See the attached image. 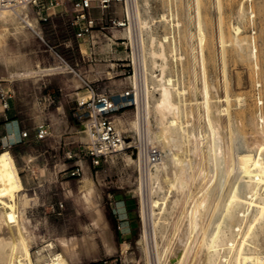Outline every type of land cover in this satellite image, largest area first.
I'll use <instances>...</instances> for the list:
<instances>
[{
	"label": "rangeland",
	"instance_id": "rangeland-1",
	"mask_svg": "<svg viewBox=\"0 0 264 264\" xmlns=\"http://www.w3.org/2000/svg\"><path fill=\"white\" fill-rule=\"evenodd\" d=\"M137 1L138 9H141L142 17L150 21L153 33L160 39L167 32L165 49L170 50L175 46L176 56L182 55L170 57L171 74L186 89L184 96L191 111L190 131L198 133L202 130L208 134L210 130L206 126L203 107L196 103L201 99L200 87L203 83L196 28L197 0ZM240 6H244L242 12L239 11ZM198 7L207 40L202 56L205 80L210 85L212 124L220 133L224 152L231 156L233 153V164H236L233 174L226 181V188L223 184L221 189L224 199L238 176L236 155L245 151L254 154L257 150L256 141L260 138L264 141V0H198ZM113 10L115 15L121 12L118 5ZM162 13L166 14V21H159ZM220 20L225 30L226 27L230 30L231 26H238L237 37L242 40L238 46L235 44L239 42L235 43L232 36L228 37L224 52L218 38ZM28 21L37 27L39 33H35L19 18L0 20V32L6 31L4 27L8 28L5 34H0V85L8 84L9 78L16 80L19 101L15 116L20 121V140L11 146L0 143V151L7 149L10 152L22 185L16 200L34 237L30 241L33 259L39 252L47 254L49 251H61L58 239L64 237L75 240L71 264H145L146 260H150V264H158L155 261L156 252L153 253L156 249L160 253L162 251L161 262L166 264L169 262L168 256L170 253L172 256L176 249L181 228L185 227V209L187 211L189 208L190 201H186L183 196L177 203L171 204L173 190L166 192V184H162L164 189L159 182L161 178L157 180L149 176L148 171L153 172L154 166L148 168L141 159H136L139 149L146 151L150 146L158 147L161 155L164 154L150 140L147 129L143 127L144 120L138 114L147 100L142 79L144 81L147 75L150 82L152 69L149 63L146 70L135 65L139 63L143 67L140 49L136 46L137 51L133 53L130 38L119 27L112 29L113 36L123 37V40L117 41H123L127 49L119 45L115 54L104 53L105 42H101L97 46L99 54L92 56L94 59L90 65L85 64L84 60L79 61L82 75L89 80H96V92L111 96L118 104V109L113 113L114 120L124 136L135 143V147L110 153L95 163L87 154L88 139L83 129L87 104L79 105V97L86 94L89 98V92L76 76L72 79H79L77 85L73 81L74 85L70 86L66 79L68 76L62 77L67 85L61 88L56 83L39 85V78L46 75L66 74L45 70L54 56L49 47L55 44L52 39L40 38V26L34 19L29 18ZM94 31L98 32L97 28ZM144 36L146 40L145 33ZM99 50H102L101 54ZM132 62L135 63V69L130 67ZM24 66L36 72L26 77H9L10 72H17ZM134 75L139 79L136 87L130 81ZM125 90H132L133 94L121 97L120 94ZM226 93L229 96L228 105L224 100ZM150 96L148 99L152 101L153 94ZM122 102L124 106L121 107ZM224 107L227 110H220ZM150 119L153 123L152 117ZM42 123L48 125L49 134L39 138L36 128ZM60 125H70L72 128L71 145L68 143L69 134H59ZM23 130L27 132L24 137L21 136ZM257 134L260 135L256 137ZM229 139H232V143ZM128 155L135 161L131 162ZM90 188L94 189L93 197L101 209L103 224L95 222L93 209L83 201V193ZM22 193L27 196L24 206L20 202ZM164 195H168L164 199L170 204L163 200ZM152 200L157 203L150 204ZM175 226H179L180 230L175 231ZM142 236L144 241L147 240L145 248L139 240L143 239ZM49 243H52V247ZM260 244L264 252V240ZM189 262L190 259L187 264Z\"/></svg>",
	"mask_w": 264,
	"mask_h": 264
},
{
	"label": "bare ground",
	"instance_id": "bare-ground-1",
	"mask_svg": "<svg viewBox=\"0 0 264 264\" xmlns=\"http://www.w3.org/2000/svg\"><path fill=\"white\" fill-rule=\"evenodd\" d=\"M243 7L240 6L239 11L242 12ZM140 10L138 6L129 10L133 16V22L128 28L124 29V34L130 38L133 48L138 46L142 54L141 61L143 67L139 63L135 65L146 70L149 63V67L152 69L150 82H148L147 75L144 76V81L142 79L147 100L146 104L142 105L138 114L144 120L143 127L145 130L147 129L150 140L157 144L164 151V154L154 164V171H148V173L154 179L159 180L161 178L159 182L161 185L163 183L166 184L167 189L162 185L166 192L170 193L173 190V193H171L173 195L171 198L169 197L171 204L177 203L183 196L186 197V201H190L189 208H187V211L185 209V217L183 216L186 218L185 227L181 228V233H179L178 240L176 241L177 244L175 245L176 249L173 250L172 256L170 253L171 259L168 256L169 259L167 258V261L169 260V262L166 264H187L189 259V264H264V252L260 249V241L264 240V141L260 138L257 142L254 138L257 144V146L255 144V149L257 148L255 150L256 153L253 154L250 151H245L236 155V173H238V176L223 199L221 189L223 184L224 187L227 184L226 181L233 174L236 164H233V153L232 157L229 153L224 152L220 133L212 124L210 85L205 80L202 56L207 40L204 37L202 29L198 0L196 5V28L198 52L201 55L200 65L202 67L203 83L200 87L201 99L197 100L196 103L203 107L206 126L210 130L208 134H205L202 130L198 131V133L190 131L191 111L188 110V104L184 96L186 89L171 74L170 57L174 58L176 56V48L174 46L170 50L165 49V42L168 38L167 32H164V35L159 39L153 33L150 21L144 18L145 16L142 17ZM9 18L17 17L9 14L8 11H0V20H8ZM165 19L166 14L162 13L159 21ZM25 20L30 24L28 19ZM4 29L8 31L7 27H4ZM239 29L238 26L233 25L230 30L226 27V31L221 20L219 21L218 38L223 52L225 43L229 40L228 37L230 36H232V40H235H233L235 43L239 42L235 45L241 44L242 40H239L237 37ZM6 31L0 32V34H5ZM144 33L147 37L146 40ZM244 43L242 44L244 45ZM251 54L254 55V53ZM181 56L180 54L179 57ZM45 70L41 69V71ZM34 72L36 71L23 67L17 72H12L11 75L26 77ZM89 77L91 76L89 75ZM78 80L74 78L75 85L79 84ZM138 80L136 75H134L130 81L136 87ZM150 94H153L152 101L148 99L151 97ZM85 95L79 97L80 102L88 98ZM224 100L228 105V93L225 94ZM220 110H227V107ZM150 117H152L153 123ZM135 125H137L136 122ZM151 125H154V127L152 128ZM83 129L87 136L85 125ZM260 134L255 136L258 137ZM231 140L230 143H232ZM141 155L142 151L139 149L137 151L138 158H141ZM127 157L129 160H132L131 162L135 161L132 156L128 155ZM204 164L208 170L204 168ZM217 182L220 184V187H218ZM158 185H155L157 186L156 188H158ZM21 187L22 185L10 152L7 149L1 150L0 264H36L34 262L35 258L33 259L30 251V241L34 237L28 229L26 218L23 211L19 209L17 205L18 201L16 200V196L20 194L19 190ZM93 194L94 189L90 188L83 193L82 198L85 204L93 209L95 222L103 224V215ZM167 197L168 195H164L162 198L166 201L164 198ZM20 202L23 206L27 203V196L24 193L20 197ZM156 203V200H152L150 204L155 205ZM151 210L154 212L153 208ZM141 213L144 218L143 203ZM206 215H208L207 219ZM181 225L183 224L181 223ZM175 227V231L180 230L179 226ZM139 240L145 248L147 240L144 241V237ZM58 243L61 251H49L47 254L37 252L38 255L35 259L38 261L37 264H71L70 259L74 254L75 240L61 237L58 239ZM49 246L52 247V243H49ZM153 253H155L157 258L155 261H158V264H164L161 262L162 251L160 253L156 249ZM144 254L146 257V253ZM149 261L146 260L145 264H150Z\"/></svg>",
	"mask_w": 264,
	"mask_h": 264
},
{
	"label": "built area",
	"instance_id": "built-area-1",
	"mask_svg": "<svg viewBox=\"0 0 264 264\" xmlns=\"http://www.w3.org/2000/svg\"><path fill=\"white\" fill-rule=\"evenodd\" d=\"M120 6L121 12L115 15L113 7ZM62 6L64 14L68 19L70 26L76 28L74 36L81 41L88 42V52L78 49V56L72 60L61 51L54 47H49L54 56L49 63L47 71H58L59 73H68L80 79L82 86L89 92V98L80 102L79 105L87 104L85 115V130L88 136L86 151L88 156L98 163L99 159L106 157L110 153L135 147V143L126 138L122 129L114 120V112L118 109V104L114 99L101 92H96L95 81L89 80L80 72L81 65L79 61L84 60L85 64L90 65L97 52V46L105 42L106 49L104 53L115 54L119 45L127 49L123 37H114L112 29L121 28L124 30L133 22V16L129 10L138 6L137 0H0V11H8L9 14L23 20V22L32 29L33 27L25 19L32 18L41 26L42 24H51L54 17L62 13L57 12V8ZM40 28V27H39ZM97 28L98 32L94 31ZM36 33V32H35ZM40 38H43L40 36ZM128 38V37H127ZM130 49L137 51L131 45ZM100 54L102 50H99ZM134 62V61H133ZM131 64V69H135V63ZM85 65V66H88ZM133 94L132 90H125L120 94L121 97H129ZM0 98L3 108L8 107L9 91L0 88ZM121 107L124 103H120ZM37 136L44 138L49 134V127L46 123L40 124L37 128ZM26 130L21 132V136H26ZM3 141L0 139V143ZM161 156V151L156 146H150L146 151L142 150L141 158L144 166L150 168L156 164Z\"/></svg>",
	"mask_w": 264,
	"mask_h": 264
},
{
	"label": "crops",
	"instance_id": "crops-1",
	"mask_svg": "<svg viewBox=\"0 0 264 264\" xmlns=\"http://www.w3.org/2000/svg\"><path fill=\"white\" fill-rule=\"evenodd\" d=\"M57 12L62 13L54 17V20L51 24H42L40 26L41 36L46 39H52L54 42V48L56 50L65 53L69 59H73L78 56V49L80 48L83 51L88 52V42L81 41L74 36V31L76 28L70 26L68 23V19L64 14V8L62 6L58 7ZM36 33H39L37 27L35 25L32 26ZM106 44L103 43V47ZM106 49V48H105ZM104 49V50H105ZM25 68L31 69L29 66H24ZM12 72L9 73V77H12ZM66 75H46L42 78H39V85H51L52 83H56L59 88L63 87L66 83L63 82V78H66L69 81V85L73 84V77L71 74L65 73ZM70 82L72 84H70ZM67 85V84H66ZM0 88L3 90L9 91L8 98V107L3 108L1 104L0 98V139L3 141V144H9V146L13 145L16 141L20 140V132H19V123L18 119H16L15 112L17 111L18 101H19V92L17 90L16 80L9 78L8 84H1ZM63 95H67V93H63ZM72 95V94H68ZM72 128L69 126L63 127L60 125L59 134L66 135L69 134V145L73 143Z\"/></svg>",
	"mask_w": 264,
	"mask_h": 264
}]
</instances>
